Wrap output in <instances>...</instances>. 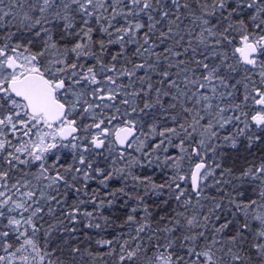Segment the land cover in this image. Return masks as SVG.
Returning <instances> with one entry per match:
<instances>
[{
	"label": "snow or ice",
	"instance_id": "1",
	"mask_svg": "<svg viewBox=\"0 0 264 264\" xmlns=\"http://www.w3.org/2000/svg\"><path fill=\"white\" fill-rule=\"evenodd\" d=\"M0 264H264V0H0Z\"/></svg>",
	"mask_w": 264,
	"mask_h": 264
}]
</instances>
